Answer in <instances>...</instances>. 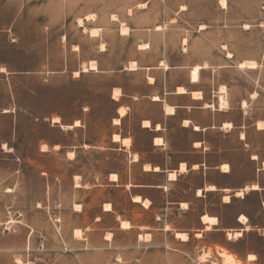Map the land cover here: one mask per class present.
Here are the masks:
<instances>
[{
	"label": "rangeland",
	"instance_id": "obj_1",
	"mask_svg": "<svg viewBox=\"0 0 264 264\" xmlns=\"http://www.w3.org/2000/svg\"><path fill=\"white\" fill-rule=\"evenodd\" d=\"M221 1L0 0V264H79V253L71 250L66 235L90 221L100 199L112 197L118 207L137 213L138 206L126 203L125 194L105 186L110 183L107 174L119 171L127 176L130 166L123 153L104 149L115 128L110 86L125 83L136 89L143 76L141 71L119 76L115 70L134 59L150 64L166 55L175 61L182 58L179 50L186 61L211 66L204 79L214 70V84L228 85L230 115L250 126L245 141L233 133L212 134L224 148L213 158L226 159L233 167L222 183L238 188L259 178L264 186V172L248 159L250 154L264 158V131L252 127L256 121L264 124V1L223 0L225 7ZM141 3L145 6H138ZM89 14L94 20L82 26L99 29L92 38L77 24ZM121 26L128 28L126 35L119 33ZM142 44L148 48H137ZM225 53L233 57L226 59ZM89 59L98 61V71L74 76ZM242 60L258 66L239 69L236 64ZM206 85H211L207 79ZM249 92L258 95L251 98ZM242 98L248 102L240 114ZM149 110L136 107L138 112ZM52 117L72 127L53 124ZM137 119H127L123 129L131 130L145 150L146 135L135 128ZM75 121L78 126H73ZM172 135L180 140L185 132L174 130ZM42 145L47 148L41 150ZM74 176H79L78 187ZM200 181L199 174H190L170 191L172 199H192L194 211L187 215H196L204 206L226 215L242 210L264 225L258 194L233 198L222 208L213 194L193 200ZM149 194L161 207L158 192ZM76 201L83 203L86 215L74 212ZM185 221L188 225L193 217ZM236 247L254 254L257 260L250 264H264V235L252 232Z\"/></svg>",
	"mask_w": 264,
	"mask_h": 264
},
{
	"label": "crops",
	"instance_id": "obj_2",
	"mask_svg": "<svg viewBox=\"0 0 264 264\" xmlns=\"http://www.w3.org/2000/svg\"><path fill=\"white\" fill-rule=\"evenodd\" d=\"M141 4L145 5V3ZM84 17H82L83 22L89 21ZM200 29H204V25L199 26ZM144 45L142 50L148 48V45ZM99 51L103 52V50ZM177 53L182 58L178 57L175 61H171L166 55L158 57L150 64L134 59L115 70L119 76L139 71L143 76L137 81L139 87L136 89L125 83L114 82L110 86L108 98L114 104L115 112L112 121L118 119V123L112 122L115 128L104 149L123 153L130 167L127 176L126 174L123 176L119 171L107 174L105 179L110 183L105 186L125 194V202L138 206V211L135 213L124 207H118L112 197L100 199L90 221L84 225H75L69 236L66 235L68 245L73 247L71 250L79 253V264H216L213 258L219 259L222 264V258L217 252L219 249L225 250L240 264H250L257 260L255 257L248 258L249 255L254 256V254L236 247L252 232L264 235V225L253 221L245 211L238 210L226 215L220 211H211L204 206L196 215H187L194 211L191 207L192 199H172L170 196V191L182 178L197 173L201 181L194 186L193 200H205L207 196L213 194L218 197V205L224 208L231 204L233 198L244 199L245 195L256 193L259 196L258 211L264 213V186L260 184L259 178L252 180L248 185L231 188L228 184L222 183V180L231 175L232 164L226 159L216 161L213 158L214 154L224 150L223 146L212 140L213 133H220L223 136L233 133L240 141H245L248 137L249 124H241L230 115L232 107L228 85L214 84L212 74L214 70L210 71L211 75L206 78L211 85H206L203 73L211 66L193 64L185 60L184 51L180 53L178 50ZM226 54H224L226 59L233 57L231 53V57H226ZM91 61L95 62L96 69L80 72L82 66L88 68ZM247 61L253 60L240 62ZM130 62H135V69L128 67ZM240 62L236 64L237 68H247L238 67ZM196 65L199 67L197 81H192L191 70ZM257 66L256 62V67L251 69H256ZM98 68V61L89 59L79 65L78 72L81 74L97 72ZM256 84L258 86V82ZM222 86L225 88L224 97L227 105L220 109L218 97ZM114 89L119 90L117 98L113 97ZM178 89L183 91L180 92ZM253 94L255 97H252ZM257 95V92L248 93V97L251 98H256ZM247 102L246 98L240 100V114ZM138 105L152 110L138 112L136 111ZM120 108L124 110L121 116ZM166 108L172 111L167 113ZM135 115H138L135 128L146 135L145 150L140 149V144L131 130L123 129L126 120ZM144 122H148L147 127ZM258 122L263 124L261 121H256L252 124L253 129L264 131V126L258 127ZM224 125H228L229 128ZM174 130L184 131V139L173 137ZM112 134H117L120 140L113 141ZM124 139L128 140L129 145H123L121 140ZM155 140H161V143L157 144ZM133 155H137L136 161L133 160ZM154 155L160 158H148ZM253 155L255 159L252 158ZM248 159L256 162L258 172H264V158L258 154H250ZM182 164L184 171L180 170ZM135 165L138 166L137 172L133 171ZM145 165L149 166L148 170L144 169ZM223 165L227 166V172L222 169ZM111 174L116 175V180L110 179ZM169 174H173L174 177L170 179ZM252 185H256V189H249L242 196L237 195L239 191L243 192L246 186ZM152 190L158 192L162 201V206L159 208L156 206V199L149 194ZM198 190L201 191L199 195H197ZM135 197L139 200L134 201ZM224 197L228 200H224ZM74 204L80 206V210H74L76 214H87L82 202L76 201ZM105 204L110 205L109 210L104 209ZM182 204L187 207H182ZM190 216L193 217V221L186 225L185 220ZM204 216L214 218L216 223L203 221ZM241 216L245 221H241ZM108 219L110 223L105 224ZM122 222H127L128 227H121ZM76 229L81 230V238L74 237ZM230 233H239V236L232 238L228 235ZM177 234H184L185 238ZM202 255L205 258L200 259Z\"/></svg>",
	"mask_w": 264,
	"mask_h": 264
},
{
	"label": "bare ground",
	"instance_id": "obj_3",
	"mask_svg": "<svg viewBox=\"0 0 264 264\" xmlns=\"http://www.w3.org/2000/svg\"><path fill=\"white\" fill-rule=\"evenodd\" d=\"M221 5L222 6H224L225 7V1H221ZM138 6H140V7H144L145 5L144 4H139ZM264 8V7H263ZM94 18H95V15L94 14H89V15H86L85 17H84V19H91V20H94ZM112 18L113 19H115L114 18V16H112ZM77 24H78V26H80V27H83L82 25H83V19L81 18V19H79L78 20V22H77ZM261 25H264V22H261ZM249 26L248 25H244V28L245 29H247ZM158 28H160L159 26H157L156 27V29H158ZM98 30L99 29H97V28H91V29H88V30H86L84 27H83V31H87L88 32V35L92 38V37H96V36H98ZM119 33L121 34V35H126L127 33H128V28L126 27V26H121L120 27V29H119ZM64 38V37H63ZM140 47H144L145 45H139ZM74 47V49H78V47L77 46H73ZM99 50H104V48H103V45L102 44H100L99 45ZM232 55L230 54V53H227L226 54V57H231ZM130 69H135L136 68V65H135V62H130L129 63V66H128ZM166 67V66H165ZM238 67H247V68H255L256 67V62H254V61H247V62H240L239 63V65H238ZM95 70L96 69V65H95V62L94 61H91L90 63H89V66H88V68L85 66V65H83L82 66V68H81V71L80 72H86L87 70ZM198 69H199V67L196 65V66H194L193 67V69L191 70V79H192V81H197V71H198ZM73 74H74V76H78L80 73L78 72V71H74L73 72ZM178 91H183L182 89H178ZM117 93H119V90L118 89H114V91H113V97L114 98H117L118 97V95H117ZM219 107H220V109H223V108H225L226 107V105H227V103H226V98L224 97V94H225V88L222 86V87H220V89H219ZM194 95H196V94H194ZM199 95V94H198ZM196 97V96H195ZM252 97H255V94H253L252 95ZM121 110H123L122 108H120L119 109V115L121 116L122 114H121ZM170 111H172L171 109H169V108H166V112L168 113V112H170ZM123 114H124V110H123ZM52 123L53 124H59L62 128H64V129H68V128H71L72 126L71 125H62L61 123H60V119L58 118V117H52ZM113 124H117L118 123V119H113ZM144 125H147L148 124V122H144L143 123ZM79 124H78V121H75L74 123H73V126H78ZM257 125H258V127H263L264 125L263 124H261L260 122H258L257 123ZM224 127H226V128H229L228 127V125H224ZM112 140L113 141H119L120 139H119V136L117 135V134H112ZM125 141H127V143H125ZM155 141H157V140H155ZM159 141H161V140H159ZM121 142L123 143V145H129V142H128V140H126V139H124V140H121ZM47 147H46V145H42L41 146V150H45ZM68 156H73V152H68ZM254 155L252 156V158L254 159ZM133 160L134 161H136L137 160V155H133ZM184 164H182V165H180V170H181V166H183ZM225 167H227L226 165H223L222 166V169L224 170V168ZM263 167H264V162H263ZM183 168H184V166H183ZM144 169L145 170H148L149 169V166H147V165H145L144 166ZM174 174V173H173ZM173 174H169V176L168 177H170V179L171 178H173L174 177V175ZM78 176H74V186L75 187H78V186H80L79 185V183H78ZM110 179L111 180H116V175L115 174H111L110 175ZM249 189H256V185H252L251 187H247L246 186V188H245V190L242 192V191H239L238 193H237V195L238 196H242L243 194H244V192L245 191H248ZM7 190V189H6ZM7 191H9V190H7ZM201 191L200 190H198L197 191V193H200ZM139 200V198L138 197H135L134 198V201H138ZM224 200H228L227 199V197H224ZM145 204V203H144ZM182 205H185V204H182ZM74 207H75V209H77V210H79L80 209V206L79 205H74ZM104 209L105 210H109L110 209V205L109 204H105L104 205ZM204 217H206V216H204ZM204 217L202 218L203 219V221H205L204 220ZM208 218V217H207ZM214 218H208V221H211V220H213ZM243 221H245V218L243 219ZM206 222V221H205ZM210 223V222H209ZM211 224V223H210ZM125 225H127V227H128V223L127 222H122L121 223V227H123V228H126L125 227ZM74 235L76 236V237H80V235H81V230H79V229H76L75 231H74ZM179 237H181V238H185V235L184 234H177ZM230 237H232V238H236V237H238L239 236V233H230V234H228ZM107 237H109V235H106ZM217 252H218V254L220 255V257L222 258V264H240V262L238 261V260H236L232 255H230V254H228L225 250H217ZM207 255V254H206ZM202 258H200V259H203V258H205L203 255L201 256ZM250 257H252V259L254 258V256L253 255H249L248 256V258H250ZM221 263V262H220Z\"/></svg>",
	"mask_w": 264,
	"mask_h": 264
},
{
	"label": "snow or ice",
	"instance_id": "obj_4",
	"mask_svg": "<svg viewBox=\"0 0 264 264\" xmlns=\"http://www.w3.org/2000/svg\"><path fill=\"white\" fill-rule=\"evenodd\" d=\"M0 71H2V69H0ZM117 95H119V93H117ZM121 114L123 115V110H121ZM145 127H147V125H145ZM125 143H127V141H125ZM156 143H157V144H160L161 142H160L159 140H157ZM254 159H255V157H254ZM181 171H184L183 166H181ZM224 171L227 172V171H228V168L225 167V168H224ZM197 195H199V193H197ZM182 207H187V205H182ZM240 219H241V221H243L244 217L241 216ZM204 220H205L206 222H210L211 224H215V223H216V220H215V219H213V220H211V221H208V218H207V217H204ZM125 227H127V225H125ZM249 259H252V257H250Z\"/></svg>",
	"mask_w": 264,
	"mask_h": 264
}]
</instances>
